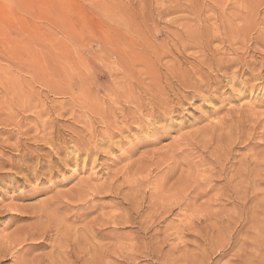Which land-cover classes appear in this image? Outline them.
<instances>
[{
    "label": "rangeland",
    "instance_id": "374dc122",
    "mask_svg": "<svg viewBox=\"0 0 264 264\" xmlns=\"http://www.w3.org/2000/svg\"><path fill=\"white\" fill-rule=\"evenodd\" d=\"M263 161L264 0H0V264H264Z\"/></svg>",
    "mask_w": 264,
    "mask_h": 264
},
{
    "label": "bare ground",
    "instance_id": "6f19581e",
    "mask_svg": "<svg viewBox=\"0 0 264 264\" xmlns=\"http://www.w3.org/2000/svg\"><path fill=\"white\" fill-rule=\"evenodd\" d=\"M212 1H215V0H212ZM195 2V1H194ZM218 2V1H217ZM233 2V1H232ZM221 4H222V2H220ZM219 3V4H220ZM198 4V3H197ZM195 5V4H194ZM199 6H200V4H198ZM239 5V4H238ZM191 6V5H190ZM222 7V6H221ZM168 8V7H167ZM170 8V7H169ZM167 9V11L168 10H170V9ZM198 8V7H197ZM207 8V7H206ZM183 10V9H182ZM166 11V10H165ZM222 13V12H221ZM160 14V13H159ZM227 14V13H226ZM159 16V15H158ZM157 17V16H156ZM131 19V18H130ZM154 19V18H153ZM210 19V18H209ZM235 19V18H234ZM243 20V19H242ZM117 22V21H116ZM155 22V21H154ZM210 22V21H209ZM225 22V21H224ZM229 22V21H228ZM231 22V21H230ZM194 23V22H193ZM212 23V22H211ZM219 24V23H218ZM120 25V24H119ZM128 25V24H127ZM139 25V24H138ZM190 25V24H189ZM205 25V24H204ZM227 25H228V23H227ZM130 26H132V25H130ZM145 26V25H144ZM213 26V25H212ZM212 26H211V28H212ZM234 26V25H233ZM237 27V26H236ZM225 28V27H224ZM243 28V27H242ZM259 28V27H258ZM237 29H239V28H237ZM105 30H107V29H105ZM232 30V29H231ZM242 30V29H241ZM197 31V30H196ZM208 31V30H207ZM235 31V34H236V30H234ZM244 31V30H243ZM211 32V31H210ZM222 32V31H221ZM245 32V31H244ZM169 33V32H168ZM202 33V32H201ZM209 32H207V34H208ZM214 33V32H213ZM228 33V32H227ZM240 33V32H239ZM110 34V33H109ZM108 34V35H109ZM169 34H171V33H169ZM188 34V33H187ZM199 34V33H198ZM206 34V35H207ZM172 35H174L173 33H172ZM219 35V34H218ZM230 35V34H229ZM236 35H238V34H236ZM239 35H241V34H239ZM115 36V35H114ZM125 36V35H124ZM140 36V35H139ZM208 36V35H207ZM223 37V36H222ZM240 37V36H239ZM120 38V37H119ZM201 38V37H200ZM205 38V37H204ZM229 38V37H228ZM241 38V37H240ZM103 39V38H102ZM188 39V38H187ZM213 39V38H212ZM232 39V38H231ZM116 40V39H115ZM120 40V39H119ZM138 40H140V39H138ZM185 40V39H184ZM107 41V40H106ZM122 41V40H121ZM195 41V40H194ZM193 41V42H194ZM206 41V40H205ZM209 41V40H208ZM220 41V40H219ZM225 41V40H224ZM227 41V40H226ZM232 41V40H231ZM109 43H111L110 41H108ZM189 42V41H188ZM237 42V41H236ZM115 43V42H114ZM114 43H111L112 44V46L114 45ZM181 43V42H180ZM241 43V42H240ZM206 44H207V42H206ZM116 45V44H115ZM114 45V46H115ZM242 45V44H241ZM103 46V45H102ZM108 46V45H107ZM106 46V47H107ZM113 46V47H114ZM116 46H119L118 45V43H117V45ZM105 47V48H106ZM116 48V47H115ZM117 49H118V47H117ZM125 49V48H124ZM104 50V49H103ZM120 50V49H119ZM121 50H123L122 48H121ZM133 50H135V49H133ZM231 50H232V48H231ZM101 51H102V48H101ZM104 51H106V50H104ZM176 51V50H175ZM103 52V51H102ZM134 52V51H133ZM145 52V51H144ZM258 52V51H257ZM126 53V52H125ZM146 53V52H145ZM130 55H131V53H130ZM179 56V55H178ZM125 57V56H124ZM182 57V56H181ZM105 58H106V56H105ZM116 59V58H115ZM121 59V58H120ZM102 61V60H101ZM213 61H215V60H213ZM218 61V60H217ZM103 62V61H102ZM219 62H220V60H219ZM200 63V62H199ZM214 63H216V62H214ZM105 64H106V62H105ZM117 64V63H116ZM132 64V63H131ZM156 65V64H155ZM210 65V64H209ZM208 65V66H209ZM216 65H218V64H216ZM224 65V64H223ZM131 66V65H130ZM197 66V65H196ZM211 66V65H210ZM222 66V65H221ZM163 67V66H162ZM215 67V66H214ZM218 67V66H217ZM225 66H223V68H224ZM198 68V67H197ZM167 69V68H166ZM172 69V68H171ZM187 70V69H186ZM173 71H174V69H173ZM185 71V70H184ZM172 72V71H171ZM176 72V71H175ZM218 72V71H217ZM180 73V72H179ZM185 73V72H184ZM186 73H188V72H186ZM190 73V72H189ZM189 73L187 74V75H189ZM197 73V72H196ZM174 74H176V73H174ZM173 74V75H174ZM240 74V73H239ZM255 74V73H254ZM205 75V74H204ZM259 75V74H258ZM184 77H186L185 76V74L183 75ZM195 76V75H194ZM197 76H199V74L197 75ZM207 76V75H206ZM174 78H175V76H173ZM178 77H179V75H178ZM192 77V76H191ZM208 77V76H207ZM258 77V76H257ZM113 78V77H112ZM125 78V77H124ZM206 78V77H205ZM260 78V77H259ZM178 79V78H177ZM176 79V80H177ZM179 79H180V77H179ZM183 79V78H182ZM197 79V78H196ZM233 79V78H232ZM164 80V79H163ZM185 80V79H184ZM193 80V79H192ZM207 80V79H206ZM212 80V79H211ZM216 80V79H215ZM218 80V79H217ZM261 80V79H260ZM188 81V80H187ZM235 81V80H234ZM131 82V81H130ZM174 82V81H173ZM193 82V81H192ZM203 82V81H202ZM179 83V82H178ZM180 83H182L181 81H180ZM185 83V82H184ZM188 83H190V82H188ZM194 83V82H193ZM227 83H228V81H227ZM176 84V83H175ZM186 84V83H185ZM199 84V83H198ZM204 85H205V83H203ZM213 84H215V83H213ZM129 85V84H128ZM180 85V84H179ZM183 85V84H182ZM181 85V86H182ZM195 85H197V84H194V86ZM206 85H208V84H206ZM187 85H185V88H188V87H186ZM190 86H192V85H189V87ZM220 86V85H219ZM166 87H168L169 88V85H167ZM184 87V86H183ZM198 87V86H197ZM179 88V87H178ZM193 89L192 90H195V88L194 87H192ZM132 89V88H131ZM142 89V88H141ZM176 89V88H175ZM189 89V88H188ZM191 89V88H190ZM121 90V89H120ZM145 90V89H144ZM147 90V89H146ZM168 90V89H167ZM169 90H170V88H169ZM187 92H188V90H186ZM260 91V90H259ZM179 92V91H178ZM194 92V91H193ZM146 93H148V92H146ZM170 93V92H169ZM173 93V92H172ZM184 93V92H183ZM195 93V92H194ZM200 93V92H199ZM198 93V94H199ZM161 94V93H160ZM179 94H181V93H179ZM162 96V95H161ZM167 96H168V94H167ZM203 96V95H202ZM131 97V96H130ZM153 97H154V95H153ZM173 97V96H172ZM178 98V97H177ZM163 99V98H162ZM185 99V98H184ZM128 100V99H127ZM170 100V99H169ZM129 101V100H128ZM131 101H132V99H131ZM164 102V101H163ZM168 102V101H167ZM133 103V102H132ZM183 103V102H182ZM168 105V104H167ZM125 108V107H124ZM169 108V107H168ZM108 109V108H107ZM109 110H110V108H109ZM116 110V109H115ZM245 110V109H244ZM113 112H115V111H113ZM149 112H151V111H149ZM169 112V111H168ZM147 113V112H146ZM119 114V113H118ZM122 114V113H121ZM125 114H127V113H125ZM109 115V114H108ZM120 115V114H119ZM231 115H232V113H231ZM237 116V115H236ZM111 117V116H110ZM113 117V116H112ZM128 117V116H127ZM155 117V116H154ZM229 118V117H228ZM235 118V117H234ZM113 119V118H112ZM122 119V118H121ZM134 119V118H133ZM231 119V118H230ZM248 119V118H247ZM104 120V119H103ZM138 120V119H137ZM232 120V119H231ZM118 121V120H117ZM132 121V120H131ZM237 121V120H236ZM103 122V121H102ZM113 122H114V120H113ZM116 122V121H115ZM114 122V123H115ZM122 122V121H121ZM147 122V121H146ZM240 122V121H239ZM248 122V121H247ZM93 123V122H92ZM132 123V122H131ZM123 124V123H122ZM130 124V123H129ZM128 124V125H129ZM143 124V123H142ZM102 125V124H101ZM118 125V124H117ZM116 125V126H117ZM132 125V124H131ZM137 125V124H136ZM240 125H241V123H240ZM119 126V125H118ZM140 126H141V124H140ZM104 127V126H103ZM128 127V126H127ZM263 127V126H262ZM108 128V127H107ZM117 128V127H116ZM142 128V127H141ZM147 128V127H146ZM234 128V127H233ZM253 129V128H252ZM55 130V129H54ZM74 130V129H73ZM83 130V129H82ZM118 130V129H117ZM126 130H127V128H126ZM137 130V129H136ZM222 130V129H221ZM228 130V129H227ZM106 131V130H105ZM119 131V130H118ZM198 131V130H197ZM237 131V130H236ZM236 131L234 132L235 134H236ZM250 131H252V130H250ZM113 132V131H112ZM115 132V131H114ZM223 132V131H222ZM60 133V132H59ZM79 133V132H78ZM107 133V132H106ZM106 133L104 132L103 134H105L104 136H106ZM110 133V132H109ZM239 133V132H238ZM237 133V134H238ZM112 134V133H111ZM118 134V133H117ZM219 134V133H218ZM217 134V135H218ZM234 134V135H235ZM108 135H110V134H108ZM244 135V134H243ZM100 136V135H99ZM102 136V135H101ZM117 136V135H116ZM94 137V136H93ZM200 137V136H199ZM238 137H239V135H238ZM57 138V137H56ZM214 138V137H213ZM52 139V138H51ZM99 139H101L100 137H99ZM112 139V138H111ZM233 140H234V138H232ZM238 139V138H237ZM107 140H108V138H107ZM228 140V139H227ZM230 140H231V138H230ZM239 140V139H238ZM60 141V140H59ZM97 141V140H96ZM100 141V140H99ZM101 141H102V139H101ZM36 142V141H35ZM46 142V141H45ZM104 142V141H103ZM109 142V141H108ZM230 142H232V140L230 141ZM23 143V142H22ZM47 143V142H46ZM68 143V142H67ZM189 143V142H188ZM233 143V142H232ZM63 144V143H62ZM74 144V143H73ZM76 144V143H75ZM83 144V143H82ZM97 144V143H96ZM181 144V143H180ZM212 144H213V142H212ZM224 144V143H223ZM109 145V144H108ZM119 145V144H118ZM139 145V144H138ZM231 145V144H230ZM76 146V145H75ZM80 146V145H79ZM92 146V145H91ZM112 146V145H111ZM232 146V145H231ZM230 146V147H231ZM88 147V146H87ZM97 147V146H96ZM95 147V148H96ZM100 147V146H99ZM98 147V148H99ZM104 147H106V146H104ZM103 147V148H104ZM109 147V146H108ZM227 146H225V148H226ZM81 148H83V147H81ZM181 148V147H180ZM184 148V147H183ZM68 149V148H67ZM101 149V148H100ZM99 149V151H101ZM217 149V148H216ZM73 150V149H72ZM103 150V149H102ZM177 150V149H176ZM180 150V149H179ZM178 150V151H179ZM220 150V149H219ZM222 150V149H221ZM230 150V149H229ZM76 151V150H75ZM82 151V150H81ZM87 151V150H86ZM94 151V150H93ZM155 151V150H154ZM182 151V150H181ZM72 152V151H71ZM156 152V151H155ZM184 152V151H183ZM218 151H216V153H217ZM77 153V152H76ZM89 153V152H88ZM224 153H226V152H224ZM231 153L233 154V150L231 151ZM24 154V153H23ZM71 154V153H70ZM79 154V153H78ZM103 154V153H102ZM218 154V153H217ZM222 151L217 155V158H216V160L218 161L217 162V166H219L218 168L219 169H217V170H215V172L213 173V174H215L214 176H216V181H225V184L222 182V185H223V187H224V189L222 190V193H221V190H220V188H219V191H220V194L218 195V197L219 198H222V196H223V198H225L226 196H227V201H231V200H234V201H237L241 206H244L243 204H242V201H244L247 197H248V195H250L251 196V198L252 199H255L254 197H256L257 195H256V193H255V188H256V186H258V183H259V180L257 181L256 180V177H253L251 180H250V175H249V170H247L246 169V172H245V167L244 168H242L241 169V167L239 168V170L238 171H235V173H233L234 171L231 169V172L233 173V175H231L229 178H226V173H225V169H223V167H225V166H223L222 164H221V157H224V156H222ZM258 154V153H257ZM230 155V151H227V154H226V156L228 157ZM262 155V154H261ZM182 156H184L183 154H182ZM186 156V155H185ZM231 156V155H230ZM255 156V155H254ZM93 157V156H92ZM160 157V156H159ZM179 157V156H178ZM72 158V157H71ZM161 158V157H160ZM229 158V157H228ZM234 158V157H233ZM260 158V157H259ZM178 159V158H177ZM180 159V158H179ZM209 159V158H208ZM261 159V158H260ZM259 159V160H260ZM90 160V159H89ZM223 160V159H222ZM231 160V159H230ZM252 160V159H251ZM94 161V160H93ZM213 161V160H212ZM226 161V160H225ZM225 161H222V162H224L225 163ZM95 162V161H94ZM168 162H171V161H168ZM167 162V163H168ZM227 162V161H226ZM234 162V161H233ZM264 162V161H263ZM152 163V162H151ZM237 163V162H236ZM25 164V163H24ZM173 164V163H172ZM180 164V163H179ZM239 164V163H238ZM250 164V163H249ZM263 164V163H262ZM127 165V164H126ZM157 165H158V163H157ZM215 165H216V163H215ZM226 165V164H225ZM25 166V165H24ZM149 166V165H148ZM216 166V167H217ZM223 166V167H222ZM243 166V165H242ZM150 167V166H149ZM152 167V166H151ZM163 167V166H162ZM165 167V166H164ZM180 167V166H179ZM228 167V166H227ZM253 167V166H252ZM264 167V166H263ZM157 168H158V166H157ZM174 168V167H173ZM231 168V167H230ZM229 168V169H230ZM249 168H251V167H249ZM124 169H125V166H124ZM162 169V168H161ZM159 170H160V168H159ZM166 170H168V169H166ZM165 170V171H166ZM176 170V169H175ZM237 170V169H236ZM255 170V169H254ZM254 170H253V172H254ZM145 171V170H144ZM156 171V170H155ZM158 171V170H157ZM156 171V172H157ZM164 170H162V172H163ZM164 171V173L166 174V172ZM227 171H230V170H227ZM261 171H263V169L261 170ZM148 172V171H147ZM244 172H245V174H244ZM252 172V171H251ZM161 173V172H160ZM210 174V176H209V178L207 179V180H204V185H206V187L208 186V184H211V182H212V184H213V182H215V180H214V178H213V180H211V178L213 177V174ZM156 174V173H155ZM251 174V173H250ZM147 175V174H146ZM149 175V174H148ZM164 175V174H163ZM169 175V174H168ZM229 175V174H228ZM150 177V176H149ZM198 177V176H197ZM187 178H189V177H187ZM262 178V177H261ZM236 179H239V180H242V179H245V181H242V182H237V184H235L234 183V185H232L233 184V181L234 180H236ZM193 180H194V178H193ZM247 180V181H246ZM197 181V180H196ZM247 182H249V184H247ZM149 183V182H148ZM262 183V182H261ZM211 184V185H212ZM232 185V186H231ZM82 186V185H81ZM261 186V185H260ZM80 187V186H79ZM175 187V186H174ZM176 187H178V186H176ZM201 187H203V185H199V184H194V185H191V186H189L187 189H185L184 191H182V197H181V199H179V200H177L175 203H174V205H180L181 203H180V201H183V203L185 204L186 202H191V201H193L194 199H196V197H198V195H199V192H197ZM209 187H211V188H213L214 186H210L209 185ZM223 187H221V188H223ZM82 189H84L83 187H81ZM80 188V189H81ZM112 188V187H111ZM146 188V187H145ZM79 189V190H80ZM173 189V188H172ZM175 189V188H174ZM178 189V188H177ZM81 191V190H80ZM145 191V190H144ZM175 191V190H174ZM264 191V190H263ZM178 192V191H177ZM88 193V192H87ZM261 193V192H260ZM217 195V194H216ZM264 195V194H263ZM93 196V195H92ZM91 196V197H92ZM225 196V197H224ZM249 196V197H250ZM140 197V196H139ZM200 197V196H199ZM218 197H216V198H218ZM264 197V196H263ZM176 199H177V197H176ZM88 201H89V199H87ZM146 200V199H145ZM224 200V199H223ZM226 200H224V201H226ZM87 201V202H88ZM144 201V200H143ZM174 201V200H173ZM216 201H218V202H220V201H222L221 199H216ZM226 201V202H227ZM223 202V201H222ZM225 202V203H226ZM142 203V202H141ZM170 203H171V201H170ZM180 203V204H179ZM51 204V203H50ZM183 204V205H184ZM246 204V203H245ZM65 205V204H64ZM82 205V204H81ZM226 205V204H225ZM262 205V204H261ZM143 206V205H142ZM159 206V205H158ZM89 207V206H88ZM132 207V206H131ZM179 207H181V206H179ZM57 208V207H56ZM85 208V207H84ZM128 208V207H127ZM58 209V208H57ZM162 209V208H161ZM174 209V208H173ZM55 210V209H54ZM60 209H58V210H56V211H59ZM74 210V209H73ZM133 210V209H132ZM136 210V209H135ZM168 210L169 209H167V212H168ZM70 211V210H69ZM130 211H131V209H130ZM165 211V210H164ZM170 211V210H169ZM174 211V210H173ZM73 212V211H72ZM134 212V211H133ZM136 212H137V210H136ZM166 212V213H167ZM69 213V212H68ZM62 213H60V215H61ZM71 214V213H70ZM81 214V213H80ZM161 214V213H160ZM159 214V215H160ZM163 214H165V213H163ZM168 214H169V212H168ZM41 215V214H40ZM57 216L59 215V214H56ZM55 215V216H56ZM59 215V216H60ZM64 215H65V213H64ZM67 215V214H66ZM73 215V214H72ZM181 215V214H180ZM46 216L48 217V219L49 220H52L53 222H55V221H58V220H56L55 219V217H54V215H51V214H49V213H46ZM75 216V215H74ZM79 216V215H78ZM136 216V215H135ZM162 216V215H161ZM37 217V216H36ZM63 217V216H62ZM66 216H64V218H65ZM77 217V216H76ZM75 217V219H77L78 220V218H76ZM142 217V216H141ZM153 217V216H152ZM163 217V216H162ZM161 217V218H162ZM194 217V216H193ZM58 218V217H57ZM71 219H72V217H70ZM79 218H81V216L79 217ZM130 218H133V217H130ZM137 218V217H136ZM158 218H159V216H158ZM160 218V219H161ZM37 219H38V217H37ZM44 219V218H43ZM71 219H69V221L71 220ZM68 220V219H67ZM129 220V219H128ZM133 220V219H132ZM236 220H238V219H236ZM235 220V223L237 222ZM61 221V220H60ZM65 221V220H64ZM79 221V220H78ZM130 221V220H129ZM154 222V221H153ZM40 223V222H39ZM63 223V222H62ZM62 223L60 222L58 225H59V227H58V229H54V232L56 233V238H58V239H60V238H62V237H65L66 238V240L67 239H69V238H67V236H64V234H62V229L64 228L65 229V224L64 225H62ZM125 223V222H124ZM139 223V222H138ZM46 224H47V220H46ZM56 224H57V222H56ZM199 224V223H198ZM51 225V227H52V224H50ZM57 225V226H58ZM136 225V224H135ZM43 226V225H42ZM64 226V227H63ZM44 227V226H43ZM48 227V226H47ZM201 227V226H200ZM45 228V227H44ZM53 228V227H52ZM48 229H50V228H47L46 229V231H48L49 232V230ZM67 229V228H66ZM34 230V229H33ZM61 230V231H60ZM68 230V229H67ZM52 231V230H51ZM50 231V232H51ZM27 232V231H26ZM43 232V231H42ZM98 232V231H97ZM233 232V231H232ZM28 233V232H27ZM91 233H92V231H91ZM49 234V233H48ZM54 234V233H53ZM52 234V235H53ZM94 235H95V233H93ZM26 235V234H25ZM29 235V234H28ZM35 235V234H34ZM38 235V234H37ZM37 235H36V237H37ZM39 235H41V234H39ZM46 235V234H45ZM44 235V236H45ZM55 235V234H54ZM53 235V236H54ZM92 235V234H91ZM33 236V235H32ZM74 236V235H73ZM102 236V235H101ZM210 236V235H209ZM28 237V236H27ZM31 237V236H30ZM39 237V236H38ZM38 237H37V240H38ZM70 237H71V235H70ZM194 237V236H193ZM198 237V236H197ZM215 237V236H214ZM32 238V237H31ZM53 238V237H52ZM84 238V237H83ZM205 238V237H204ZM41 239H42V236H41ZM44 239V238H43ZM48 239H50L51 241H52V239L51 238H48ZM72 240H74L73 238H71ZM77 239V238H76ZM202 239V238H201ZM216 239V238H215ZM32 240V239H31ZM36 240V241H37ZM45 240V239H44ZM46 240H47V238H46ZM70 240V239H69ZM205 240V239H204ZM203 240V241H204ZM217 240V239H216ZM27 241V240H26ZM41 241V240H40ZM48 242H49V240H48ZM56 242V241H55ZM66 242V241H65ZM219 242H221V241H219ZM21 243H24V240L23 239H21L20 241H19V243H18V245H20ZM58 243V242H57ZM209 243V242H208ZM28 244V243H27ZM78 244V243H77ZM222 244V243H221ZM221 244H219L220 245V249H221ZM59 245V244H58ZM66 245H67V243H66ZM213 245V244H212ZM218 245V246H219ZM29 246V245H28ZM57 246V245H56ZM215 246V245H214ZM218 246H216V247H218ZM58 247V246H57ZM228 247V246H227ZM59 248V247H58ZM69 248V247H68ZM207 248H214V247H211V245H210V247L208 246ZM56 249V248H55ZM83 249V248H82ZM202 249V248H201ZM219 249V250H220ZM224 249V248H223ZM69 250V249H68ZM67 250V251H68ZM206 250V249H205ZM217 249L215 248V251H216ZM29 251V250H28ZM65 251V250H64ZM83 251H85V250H83ZM108 251V250H107ZM211 251H213V249H211ZM211 251L209 250L208 252H210L211 253ZM215 251H213V253L215 252ZM218 251V250H217ZM222 252V251H221ZM106 253V252H105ZM213 253H211V254H213ZM12 254V253H11ZM50 254V253H49ZM109 254V253H108ZM13 255H14V253H13ZM66 255V254H65ZM70 256V255H69ZM45 257V256H44ZM73 257V256H72ZM59 258V257H58ZM50 259V258H49ZM72 259V258H71ZM247 260H248V258H247ZM91 261V260H90ZM246 261V260H245ZM204 264V263H203Z\"/></svg>",
    "mask_w": 264,
    "mask_h": 264
}]
</instances>
